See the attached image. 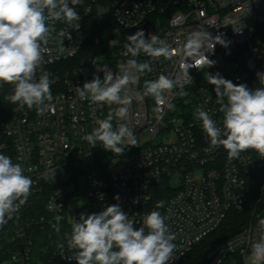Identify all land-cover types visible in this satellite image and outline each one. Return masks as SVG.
<instances>
[{"label":"built area","instance_id":"obj_1","mask_svg":"<svg viewBox=\"0 0 264 264\" xmlns=\"http://www.w3.org/2000/svg\"><path fill=\"white\" fill-rule=\"evenodd\" d=\"M69 4L73 6L71 0ZM73 7L79 21L48 22L53 30L37 70V78L43 71L54 81V110H19L6 99L13 86L0 83V153L20 163L34 181L26 203L0 228V264H76L67 246L72 224L82 213H98L113 204L136 228L144 226L151 211H159L176 237L174 264L215 232L231 211H242L257 201L245 230L206 254L208 264H249L250 244L264 218L259 207L264 198V157L248 150L229 159L222 146H211L195 113L202 108L223 126L208 73L250 88L253 76L261 71L264 41L256 33L257 26L264 25V0H82ZM91 17L110 21L124 32L105 45L96 38L92 53L81 59L88 44L84 24ZM201 26L212 37L221 35L225 46L217 43L206 52L214 66L190 68L192 82L165 92L162 103L151 96L139 99L137 93L142 94L146 80L180 74L179 56L135 57L150 62L153 71L129 86L132 102L127 119L114 117L112 123L114 127L126 123L136 135V146L121 145L123 152L116 154L102 143L93 147L83 139L97 126L96 119L106 118L118 106L81 100L74 87L92 80L94 74L102 79L97 66L121 72V65L132 58L122 55L128 35L142 30L146 37L155 34L178 49L189 32ZM232 69L234 75L229 74ZM165 186L173 195L157 208L159 190ZM117 195L119 200L114 199ZM80 201L70 223V208Z\"/></svg>","mask_w":264,"mask_h":264},{"label":"clouds","instance_id":"obj_2","mask_svg":"<svg viewBox=\"0 0 264 264\" xmlns=\"http://www.w3.org/2000/svg\"><path fill=\"white\" fill-rule=\"evenodd\" d=\"M81 3L82 0H71L73 6ZM73 6L69 0H0V83L13 86L6 99L17 104L19 110L25 107L35 108L39 113L54 110L51 92L54 81L43 71L37 78V70L53 30L48 22L61 20L72 24L79 21L81 17ZM126 40L122 55L132 58L121 65V72L113 73L108 65L97 66V71L103 73L102 79L94 74L92 80L74 87L81 100L106 104L110 108L118 106L106 118L96 119L97 126L83 137L93 147L99 142L106 151L116 154L123 152L121 145L136 146L137 141L126 123L114 127L113 118L127 119L132 102L129 86L138 84L141 74L153 71L150 62H139L135 57L141 53L153 59L179 56L180 74L175 78L160 74L154 80H146L142 94L137 93L139 99L151 96L162 103L165 92L192 82L190 68L202 70L214 66L216 62L205 53L213 50L217 43L226 44L221 35L212 37L202 26L191 30L178 49L155 34L146 37L142 30L128 35ZM188 58L191 63L186 62ZM257 77L264 85V73H257ZM206 79L215 86L216 102L223 113L222 127L202 108L195 113L211 146H222L229 159H237L248 150L264 157V87L249 89L246 84H234L219 73H208ZM24 171L20 163L0 153V228L19 212L31 194L34 181ZM114 199L119 200V196ZM156 207H163V201L157 202ZM143 224L136 228L118 204L109 205L98 213H82L79 221L72 224L71 233L66 234L67 246L73 250L71 260L76 264H171L177 258L173 243L176 237L165 223V217L154 210L144 217ZM256 231L257 239L250 244L249 264H264V218L259 219Z\"/></svg>","mask_w":264,"mask_h":264},{"label":"trees","instance_id":"obj_3","mask_svg":"<svg viewBox=\"0 0 264 264\" xmlns=\"http://www.w3.org/2000/svg\"><path fill=\"white\" fill-rule=\"evenodd\" d=\"M84 25L88 35V44L81 53V57L83 58L92 53V44L96 38H99L100 43L105 45L110 39L115 38L124 32L110 21L100 20L95 17L88 19ZM256 35L264 41V25L257 26ZM261 65V71L258 73H264V58L261 61ZM251 87L252 89L264 87V85H262L258 80L257 74H255L252 78ZM172 195L173 191L165 186L160 188L157 198L165 204V202H167ZM255 203H257V201H252L251 204L242 211H231L224 223L215 232L197 244L187 256L174 264H208L206 253L209 250L219 245V243L231 239L245 230L250 222L253 205ZM259 207L264 211V198L259 203Z\"/></svg>","mask_w":264,"mask_h":264},{"label":"rangeland","instance_id":"obj_4","mask_svg":"<svg viewBox=\"0 0 264 264\" xmlns=\"http://www.w3.org/2000/svg\"><path fill=\"white\" fill-rule=\"evenodd\" d=\"M249 24L253 25V21L249 20ZM123 34H120L119 36H122ZM256 45V44H254ZM259 48H262V46H259ZM81 59H83V57H81ZM229 74L234 75L235 71L232 69L231 71H229ZM249 89H252V87H250ZM83 202H78V205H74L70 208L69 211V222L72 223V221H74L75 218V214H76V210L79 209L81 207ZM220 244V243H219ZM207 254V253H206Z\"/></svg>","mask_w":264,"mask_h":264}]
</instances>
